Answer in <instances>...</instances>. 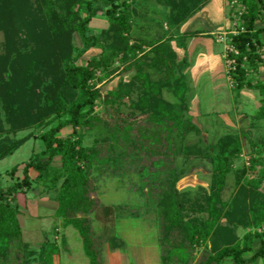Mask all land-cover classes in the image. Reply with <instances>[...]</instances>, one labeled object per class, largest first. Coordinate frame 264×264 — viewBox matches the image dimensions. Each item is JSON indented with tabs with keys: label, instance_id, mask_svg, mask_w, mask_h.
Returning <instances> with one entry per match:
<instances>
[{
	"label": "trees",
	"instance_id": "1",
	"mask_svg": "<svg viewBox=\"0 0 264 264\" xmlns=\"http://www.w3.org/2000/svg\"><path fill=\"white\" fill-rule=\"evenodd\" d=\"M207 1L155 0L167 11L166 25L174 30ZM242 4L246 9L243 30L229 37L236 53L228 55L234 60V69L228 75L236 91L253 87L259 91L261 106L254 119L264 120V82L252 87L246 78L248 69L256 71L261 63L258 52L264 44L254 26L264 4L263 0H242ZM102 8L108 28L92 36L89 25ZM126 8L127 0H0V33L4 37L0 44V162L30 140L40 141L44 147L22 166L15 165L6 172L10 182L0 188V264L33 262L34 251L23 240L17 196L34 190L49 194L57 202L55 217L64 229L72 227L77 232L89 264H103L105 244L112 252L122 249L125 243L114 231L117 208L102 204L93 185V174L115 171L121 159L135 162L140 185L137 189L146 190L147 203L142 209L154 214L160 264H223L227 259L232 264H246L264 260V173L247 178L244 184L237 178L230 200L222 199L227 174L242 151L239 135L220 138L215 155L184 144L183 157L204 158L210 164L211 184L200 201L178 190L174 161L180 153L174 136L185 141L189 134L199 133L197 126L183 116L187 86L180 73L181 62L172 38L131 42L132 19ZM74 34L80 37V49L73 44ZM143 46L149 50L143 52L142 59L137 58ZM90 49L99 53L79 65ZM133 61V78L119 82L115 90L103 96L96 82L111 78L116 62ZM144 68L164 78L152 80ZM164 90L178 103L165 100ZM134 91L138 95L135 101L131 98ZM125 99L130 109L145 117L138 120L142 121L138 130L135 114L128 121L119 117L116 129L130 142L125 145L119 133L112 132L114 142L96 140L86 146L85 134L97 126H109L104 117H111V111ZM100 101L105 116L95 111ZM67 128L71 132L62 136ZM21 133L24 135L18 138ZM114 143L125 146L124 151L117 154ZM252 163L255 173L259 162ZM30 169L37 174L33 179ZM120 209L137 217L141 208ZM94 221L101 225L98 233ZM255 240L260 245L254 251ZM57 254L56 243L44 241L38 261L53 264ZM248 255L252 256L245 260Z\"/></svg>",
	"mask_w": 264,
	"mask_h": 264
},
{
	"label": "rangeland",
	"instance_id": "2",
	"mask_svg": "<svg viewBox=\"0 0 264 264\" xmlns=\"http://www.w3.org/2000/svg\"><path fill=\"white\" fill-rule=\"evenodd\" d=\"M232 1L233 0H228V16L231 21V27L227 33L234 32L235 34H238L240 30H243V15L245 14L246 9L242 4V0H234V4L231 3ZM127 7L128 8H126V11L132 19L131 31L129 34V39L131 42L141 43V41H162L172 38V40L174 39L173 46L175 45V48L178 52L177 58L180 59V61L182 60V53L180 52L182 50V46L180 44L185 43V41L182 40L183 38L180 37L179 33L181 26L184 23L176 30L168 28L166 25L167 11L159 6L155 0H127ZM107 28V17L105 15V10L102 8L92 19L89 25V34L92 36H98ZM231 36L236 35H228V39H226L225 42L215 44V49L219 52L224 50L225 56H227L228 53L232 54L227 48H225V45L230 43L229 37ZM215 37L218 39L219 35H216ZM3 41V34L0 33V44H2ZM73 44L78 49L82 47L78 34L73 35ZM148 50L149 48L143 46L142 51L138 52L136 57L142 59L143 54L148 52ZM98 53V51L93 49L88 50L81 57L78 64L84 65L91 57L96 56ZM258 55L260 56L261 63L259 64L256 71L248 69L246 76L252 87L259 82H264V80L259 79L261 76L259 72L261 70L264 72V48L259 50ZM226 58L229 59V57ZM223 65V77L225 80L221 81L223 86L221 87L222 90H220V92L222 94L220 93L216 99L212 100L211 95L207 93V91L204 92L202 90L198 94L196 92V85H192L190 90H187L186 93L187 109L183 116L184 118L190 119L194 124H200L202 130L200 129L199 133L197 134H189L185 141L174 136L176 148L180 153L174 161L179 175L177 188L182 194L188 195L192 200L200 201L205 195L209 193L212 171L210 164L207 163L204 158L186 159L183 157L181 154V147L184 144L196 145L202 150L203 153L215 155L217 153L216 144L220 138L227 135H239L241 137L242 151L239 157L234 160L231 171L227 174L225 188L222 193V199L224 202L230 200L231 196L233 195L236 189L237 178H241L242 183L244 184L246 180L264 173V120L254 119L251 121L249 127L239 131V129H237L236 121L231 120L234 118L232 110L228 114H226L225 111H219L220 109L227 107H223L224 102L222 98H225L223 87L231 86V89H234L232 80L227 73V61L225 58ZM112 68H115L116 71L111 76V78L105 81L103 80L101 83L96 82V87L100 89L103 96H106L107 92L115 90L119 82L129 81L131 78H133L136 72L134 61L132 64L116 62ZM144 69L145 72L150 74L152 80L158 81L164 78L163 74H160L155 70L148 68ZM182 70L180 73H184V79L189 78V82L192 84L193 81L190 77L192 73ZM209 88L210 87L208 86V89ZM197 94L199 101L197 100ZM137 97L138 95L136 91H134L131 96L132 100L135 101ZM163 97L169 102L178 103L177 99L167 90L163 91ZM260 97L262 99L261 94ZM261 99L259 102L260 106ZM116 108V110L114 109L111 111V117H106L104 114V104L101 101L97 103L95 111L99 115L105 116L104 118L108 121L110 127L101 125L97 126L93 131L86 133L84 139V144L86 146L92 145V143L96 140L103 141L104 139H108L114 142L111 137L112 132L119 133L121 141L124 142L125 145L130 142L128 136L125 133H120V131L117 130L118 128L116 129L117 124H120L118 121L119 117L122 119L128 118L127 121L130 120L129 116L134 114L136 115L134 120L137 121L143 120L145 117L139 115L138 112H134L129 108L128 99H125L124 103L120 106L117 105ZM244 111H248L250 114L258 112L256 111L255 103L246 104ZM236 114H239L238 108H236ZM138 122L139 125L137 128H135V130H138L142 124V121ZM233 128H235V130ZM70 130V128H67L60 134L65 136ZM23 135L24 133H21L17 137L20 138ZM114 144L117 154H120L124 151L125 146H122L121 143ZM43 148V144L40 141L35 142L31 140L23 144L21 148L13 155L2 160L0 162V184H2L5 173L8 172L13 166L27 161L33 151L40 152L43 150ZM252 162H259L255 166V173H253L251 169L253 165ZM136 167L137 166L135 165V162L121 159L119 167L115 171H106L101 174H93V185L96 191L95 196L102 204L117 208V218L115 220L117 221V226L114 227V231L119 238L127 243V247L134 243H140L145 247L150 246V244L153 242H156L157 244L158 241V229L154 221V214L153 212L145 213L142 209L147 203L145 202L146 190L141 192L137 189L140 185L137 172L138 169H136ZM261 189H264V182L261 185ZM23 194H26V192ZM28 194L33 197L31 193ZM28 194L25 195V198L23 196H19L17 201L20 211L23 213V215H26L27 211L29 214L35 213L34 209L31 208V205H33L34 202H31V197H29ZM38 199H41V197ZM126 206H130L135 209L141 208L137 214L136 212L133 213L136 214L137 217L130 215V213H128L129 211H123L120 209ZM19 220L24 231L23 240H26V242L31 245V250L34 251V259L31 264H40L38 258L41 252V245L46 240L49 242L56 241L58 243L57 262L59 264H66V261L70 256L78 262L76 264H89L88 259L83 252L80 238L72 227L64 229L61 226L60 228L61 235L65 237V246H63L61 244L60 231H55V228H57L61 223L54 216L43 217L40 219H32L28 216H22ZM100 226V223L94 221L93 227L95 228L96 233H98ZM55 236H58V239L55 240Z\"/></svg>",
	"mask_w": 264,
	"mask_h": 264
},
{
	"label": "crops",
	"instance_id": "3",
	"mask_svg": "<svg viewBox=\"0 0 264 264\" xmlns=\"http://www.w3.org/2000/svg\"><path fill=\"white\" fill-rule=\"evenodd\" d=\"M263 4H264V0H263ZM230 27H231V21L228 16V0H208L195 14H193L181 26L179 35L180 37L183 38L182 40H184L185 43L180 44L182 46L181 47L182 50L180 49L181 50L180 52L182 53V58H181L182 60L180 61V59L178 58L177 60L183 63L181 64V69L183 68V70H185L186 72L189 71L192 73V75H190L191 80L193 81L192 84L189 82V78L185 79L187 90H190V87L192 85L193 86L196 85L197 87L196 92L198 94L202 90L204 92L207 91V93L211 95L212 100L216 99V97L220 95L221 93L220 90H222L221 87L223 86L221 81L225 80V78L223 77V69H224L223 61L224 58L226 59V61L228 60V58L226 57H228L229 53L227 54V56H225L224 50L219 52L218 50L215 49V44L223 43V42H219L217 37L215 36L226 34L227 31H229ZM254 29L255 31H260L259 41L261 44H264V11L260 14L258 19L256 20ZM191 34H195V35L191 36ZM173 43L174 42H172L173 50L175 51L176 55H178L177 49L175 48V45L173 46ZM229 46L230 44L227 43V45H225V48ZM259 74L261 75L259 79L264 80V72L261 70ZM208 86L211 89L210 88L208 89ZM223 91L225 92V98L224 99L222 98L224 102L223 107L224 106L227 107L222 108L219 111H225L226 114H228L232 110L234 114V118L231 120L236 121L237 129H239V131L245 129L246 127H249L251 121L254 120V116L256 115L257 112L250 114L248 111H244V110L246 108V104L255 103L256 111H258L260 107L259 102L261 99L259 92L252 88H243L239 91H236L235 89H231V86L230 87L224 86ZM198 94H197V100L199 101ZM236 108H238L239 114H236ZM195 125L199 130L200 129L202 130L200 124L197 123ZM233 129L235 130V128ZM70 132L71 130L69 131V133ZM34 152L35 151H33L32 154ZM23 163L24 162L16 165L22 166ZM19 175L20 172L17 173L16 176L18 177ZM36 175L37 174L35 171H33L32 169L29 170V176L32 179L35 178ZM9 182L10 179L8 177V174L5 173V177L2 180V184H0V188L6 186ZM28 193H31L33 197H31ZM28 193L26 194H28L29 197H31V202H34L33 205H31V208L34 209L35 213L29 214L28 211L26 212V215H23V213H21L18 217L19 219L22 216L23 217L28 216L32 219H40L43 217H51V216L55 217V212L58 204L56 201L53 200V198L49 194L40 193V190H34ZM26 194L23 193L19 194L17 196V201L19 196H23L25 198ZM40 197L41 199H38ZM114 224H115L114 227H116L117 221H115ZM60 228H61V224H59L58 227L55 228V231L56 232L60 231V235H61ZM54 239L55 240L58 239V236H55ZM54 243L58 245L56 241H54ZM61 244L65 246V237L63 235H61ZM259 245H260V241L255 240L253 245V250L254 251L257 250ZM102 256H103V264H160L156 242H153L150 244V246H145V247L142 246V244L140 243H134L127 247V243H125V246L122 249H118L114 252L110 251L108 245L105 244L103 246ZM251 256L252 255L246 256L245 260H249ZM57 258H58L57 255L53 257V264H59L57 262ZM66 262H67L66 264L78 263L71 256L68 258ZM223 264H232V262L230 259H227L224 261ZM246 264H264V260L258 258L256 259V261L248 262Z\"/></svg>",
	"mask_w": 264,
	"mask_h": 264
},
{
	"label": "built area",
	"instance_id": "4",
	"mask_svg": "<svg viewBox=\"0 0 264 264\" xmlns=\"http://www.w3.org/2000/svg\"><path fill=\"white\" fill-rule=\"evenodd\" d=\"M231 3L234 4L235 1L233 0ZM228 35H236V34H235L234 32H228V33H226V34H224V35H220L219 38H218V41H219V42H225L226 39H228ZM227 49H228V51L231 52V53H236L235 50H234L231 46L227 47ZM233 65H234V60H230V59H228V60H227V69H228V72H229L230 70H233V69H234ZM228 72H227V73H228Z\"/></svg>",
	"mask_w": 264,
	"mask_h": 264
}]
</instances>
